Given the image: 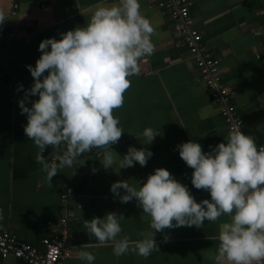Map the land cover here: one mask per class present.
<instances>
[{
	"label": "crops",
	"instance_id": "0c3cea01",
	"mask_svg": "<svg viewBox=\"0 0 264 264\" xmlns=\"http://www.w3.org/2000/svg\"><path fill=\"white\" fill-rule=\"evenodd\" d=\"M158 1L140 0L141 12L155 28V50L139 60V74L129 78L131 87L124 93L123 107L113 110L124 130L119 142L111 145L116 163L105 170L101 164L104 150L94 148L73 167L60 169L49 188L47 174L35 163L38 149L24 132L27 115L19 107L34 82L26 66H35L43 39H60L61 33L83 27L97 4L118 0H15L14 14V0H0L5 19L0 24V232L8 230L41 248V238L53 234L54 223L70 210L71 252L62 258L63 264H88L79 258L85 250L94 253L92 264H216L219 226L227 216L216 222L205 220L202 228L184 226L157 232L159 251L148 258L134 253L117 257L111 246L83 248L85 243H96L84 228L85 220L108 212L125 217L120 221L121 236L135 240L141 238V231L150 232V217L134 199L121 203L114 197L110 187L115 181L142 184L156 168L163 167L188 187L197 202L210 199L209 192L192 185L193 169L181 159L176 146L194 140L209 152L227 137L228 129L177 30L179 21ZM188 7L192 26L201 34L202 50L218 59L229 102L243 119L241 131L251 135L257 146L264 145V60L255 56L264 52V0H188ZM37 98L32 96L25 103L30 107ZM148 127L160 135L144 145L142 133ZM129 146L151 150L146 166L137 162L134 167L119 169ZM44 155L52 162L51 148ZM67 187L69 196L63 201L61 195ZM0 264L27 263L7 255L0 257Z\"/></svg>",
	"mask_w": 264,
	"mask_h": 264
},
{
	"label": "clouds",
	"instance_id": "9594fccd",
	"mask_svg": "<svg viewBox=\"0 0 264 264\" xmlns=\"http://www.w3.org/2000/svg\"><path fill=\"white\" fill-rule=\"evenodd\" d=\"M4 20L0 12V24ZM154 34L140 0H118L97 4L83 27L61 33L60 39L40 42L35 66H26L34 82L19 107L27 115L24 132L38 149L35 163L47 174L49 188L60 169L73 167L94 148L104 150L101 164L105 170L112 169L116 161L111 145L124 133L113 110L123 107L124 93L131 87L129 78L139 74V60L154 53ZM32 96L38 98L29 107L25 100ZM142 134L144 145H149L160 132L148 127ZM176 147L193 169L192 185L209 192L210 199L197 202L188 187L163 167L142 184L115 181L110 187L114 197L121 203L134 199L150 217V232L141 231V238L135 240L121 236L120 221L125 217L108 212L85 220L84 228L96 243H85L83 248L111 246L117 257L134 253L148 258L159 251L157 232L202 228L205 220L216 222L227 216L219 226L216 264H264V145L258 147L251 135L241 131L238 121L209 152L194 140ZM47 148L52 149V162L45 159ZM152 155L146 147L129 146L118 167H134L137 162L146 166ZM164 239L167 242V235ZM79 258L92 264L95 255L85 250Z\"/></svg>",
	"mask_w": 264,
	"mask_h": 264
},
{
	"label": "built area",
	"instance_id": "2783aa9c",
	"mask_svg": "<svg viewBox=\"0 0 264 264\" xmlns=\"http://www.w3.org/2000/svg\"><path fill=\"white\" fill-rule=\"evenodd\" d=\"M185 1L188 4L187 0H159L158 4L167 8L171 17L179 21L176 25L177 30L198 67L200 79L211 92L212 100L229 131L235 122L240 121L242 124L243 119L237 115L234 105L229 102L228 88L220 79L218 59L202 50L201 34L192 26V18L188 15ZM16 7L17 3L14 0L12 14L16 12ZM255 56L264 60V52H256ZM2 78L3 75L0 72V80ZM69 191L70 188L67 187L62 193L63 201L67 200ZM71 216L70 210L63 212V215L54 223V233L41 238V248L19 240L8 230L1 231L0 257L13 255L24 259L27 264H63L62 258L69 256L71 252L68 247ZM49 224L52 223L49 222Z\"/></svg>",
	"mask_w": 264,
	"mask_h": 264
},
{
	"label": "trees",
	"instance_id": "16d2710c",
	"mask_svg": "<svg viewBox=\"0 0 264 264\" xmlns=\"http://www.w3.org/2000/svg\"><path fill=\"white\" fill-rule=\"evenodd\" d=\"M187 2H188V0H187ZM185 3H186V1H185ZM186 4H187V3H186ZM187 8H188V15L191 16L190 13H189V7H188V4H187Z\"/></svg>",
	"mask_w": 264,
	"mask_h": 264
}]
</instances>
